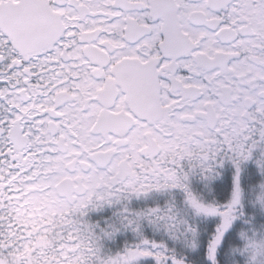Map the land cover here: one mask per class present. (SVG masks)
I'll return each mask as SVG.
<instances>
[{"label":"snow or ice","instance_id":"snow-or-ice-1","mask_svg":"<svg viewBox=\"0 0 264 264\" xmlns=\"http://www.w3.org/2000/svg\"><path fill=\"white\" fill-rule=\"evenodd\" d=\"M0 264H264V0H0Z\"/></svg>","mask_w":264,"mask_h":264}]
</instances>
